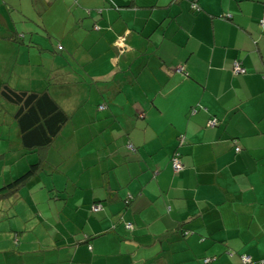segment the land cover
<instances>
[{
	"label": "crops",
	"instance_id": "obj_1",
	"mask_svg": "<svg viewBox=\"0 0 264 264\" xmlns=\"http://www.w3.org/2000/svg\"><path fill=\"white\" fill-rule=\"evenodd\" d=\"M262 16L264 0H0V85L47 87L62 106L81 104L63 106L71 117L41 169L2 197L0 264L263 256ZM131 54L148 66L144 80L125 74ZM236 58L245 72L233 71ZM7 117L0 112V186L39 159Z\"/></svg>",
	"mask_w": 264,
	"mask_h": 264
},
{
	"label": "trees",
	"instance_id": "obj_2",
	"mask_svg": "<svg viewBox=\"0 0 264 264\" xmlns=\"http://www.w3.org/2000/svg\"><path fill=\"white\" fill-rule=\"evenodd\" d=\"M18 38L19 36L14 37L16 40L20 39ZM61 46L59 45V47ZM0 112H6L8 120L15 122L21 146L27 150H36L39 155V159L30 163L25 171L0 186V198H2L5 195L17 192L20 186L25 184L32 175L41 169L45 149L52 143L54 137L71 117V114L63 108L49 88L24 89L14 87L5 81L0 85ZM212 117L216 118L217 123V117L215 115ZM95 204H100V207L94 209L93 206ZM101 208L102 201H96L91 204V210L93 211ZM121 221L126 228H133L132 221ZM227 252L233 254L230 249ZM246 253L248 252L239 254V262L237 264H244L242 255ZM213 258L212 256H204L202 261L209 263ZM262 259H264V255L256 259L251 255V261L246 264H264V262L261 263Z\"/></svg>",
	"mask_w": 264,
	"mask_h": 264
},
{
	"label": "rangeland",
	"instance_id": "obj_3",
	"mask_svg": "<svg viewBox=\"0 0 264 264\" xmlns=\"http://www.w3.org/2000/svg\"><path fill=\"white\" fill-rule=\"evenodd\" d=\"M61 42V41H60ZM62 43V42H61ZM135 55L134 54H131L130 55V61L132 62V65H131V67L130 68H127L124 72H125V74H127V75H131L132 76V78L134 79V80H136V78H138L139 80L141 79V80H144V74H143V72H146L149 68H148V66L147 65H143L142 64V60L140 59V55L138 56V57H136V59L133 61V57H134ZM125 67H127V66H125ZM151 72V71H150ZM137 81V80H136ZM126 83V82H125ZM136 83H138V82H136ZM77 84V83H76ZM78 91H79V86L77 85V86H73V87H70L69 89H63V90H61L60 89V92L57 94V96H58V98L62 101L63 100V97H64V95L66 94V93H73V92H75V93H78ZM94 97H90V101H91V103H93L94 105H96V102L94 101V99H93ZM62 104H63V106L66 108V109H70V110H72L73 111V109H75L76 107H79L81 104L78 102V99H76V98H74V97H70V98H66V99H64L63 101H62ZM105 108H107V107H105ZM104 108V109H105ZM100 109V108H99ZM98 109V110H99ZM102 109V108H101ZM99 111H101L102 113L103 112H105L103 109L102 110H99ZM70 124V123H69ZM49 163H50V161H49ZM5 204H7L6 203V199L4 200V198H2L1 200H0V207L2 206V205H5ZM1 209V213L2 212H4L5 211V208H0Z\"/></svg>",
	"mask_w": 264,
	"mask_h": 264
},
{
	"label": "built area",
	"instance_id": "obj_4",
	"mask_svg": "<svg viewBox=\"0 0 264 264\" xmlns=\"http://www.w3.org/2000/svg\"><path fill=\"white\" fill-rule=\"evenodd\" d=\"M192 6H193V7H197V4L193 3ZM260 23H261L262 25L264 24V16H262V17L260 18ZM97 26H98V25H95V27H97ZM176 69H177V70H181V69H182V66H176ZM232 69H233L234 72H240V73L246 71V67L242 64V61L239 60V59H237V58L233 61ZM99 107H104V103H101V104L99 105ZM207 123H208L209 125H214V124L216 123V118H215V117L209 118L208 121H207ZM179 139L182 141V140H183V136L180 135V136H179ZM127 146L130 147V148L133 147V145H132L131 142H127ZM239 148H240L239 145H236V146H235V149H236V150H238ZM171 165H172V168H173L174 170H180V169L182 168V166H183V164H182V162H181V159H180V156H179V154H178L177 152L174 153V154L172 155V157H171ZM130 198H131V195L128 194L127 197L125 198V200H126V201H129ZM99 207H100V204H95V205L93 206L94 209H98ZM242 260H243V263H244V264L248 263L249 261H251V255H250L249 253L243 254V255H242ZM263 262H264V259L261 260V263H263Z\"/></svg>",
	"mask_w": 264,
	"mask_h": 264
}]
</instances>
